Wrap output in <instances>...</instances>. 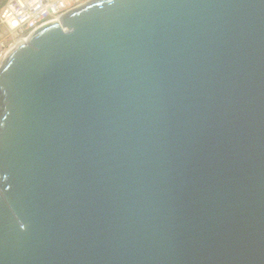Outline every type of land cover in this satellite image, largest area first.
Returning <instances> with one entry per match:
<instances>
[{"label": "water", "instance_id": "obj_1", "mask_svg": "<svg viewBox=\"0 0 264 264\" xmlns=\"http://www.w3.org/2000/svg\"><path fill=\"white\" fill-rule=\"evenodd\" d=\"M0 264H264V0H91L19 43Z\"/></svg>", "mask_w": 264, "mask_h": 264}, {"label": "built area", "instance_id": "obj_2", "mask_svg": "<svg viewBox=\"0 0 264 264\" xmlns=\"http://www.w3.org/2000/svg\"><path fill=\"white\" fill-rule=\"evenodd\" d=\"M91 0H4L0 7V69L8 54L39 28Z\"/></svg>", "mask_w": 264, "mask_h": 264}, {"label": "rangeland", "instance_id": "obj_3", "mask_svg": "<svg viewBox=\"0 0 264 264\" xmlns=\"http://www.w3.org/2000/svg\"><path fill=\"white\" fill-rule=\"evenodd\" d=\"M3 2H4V0H0V7L2 6Z\"/></svg>", "mask_w": 264, "mask_h": 264}]
</instances>
